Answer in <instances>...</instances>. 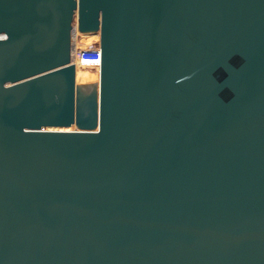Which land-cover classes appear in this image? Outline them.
Segmentation results:
<instances>
[{"label": "water", "instance_id": "95a60500", "mask_svg": "<svg viewBox=\"0 0 264 264\" xmlns=\"http://www.w3.org/2000/svg\"><path fill=\"white\" fill-rule=\"evenodd\" d=\"M0 264H264V0H0Z\"/></svg>", "mask_w": 264, "mask_h": 264}, {"label": "built area", "instance_id": "2783aa9c", "mask_svg": "<svg viewBox=\"0 0 264 264\" xmlns=\"http://www.w3.org/2000/svg\"><path fill=\"white\" fill-rule=\"evenodd\" d=\"M73 33L75 34V36L78 35L75 31ZM72 42L74 47H72L71 51V61L75 65V67L76 65L85 66L99 73L101 61L99 43L96 41L82 45L78 41Z\"/></svg>", "mask_w": 264, "mask_h": 264}, {"label": "bare ground", "instance_id": "6f19581e", "mask_svg": "<svg viewBox=\"0 0 264 264\" xmlns=\"http://www.w3.org/2000/svg\"><path fill=\"white\" fill-rule=\"evenodd\" d=\"M74 36H73V38L75 39ZM87 40H91V38L88 37ZM73 47H74V45H73ZM80 67H81L80 65H76V81H78L80 79L84 82L86 81L85 83H89L92 81L98 82L99 76H98V73L96 71L90 70L86 67H83V68H80ZM89 72H91V73H89ZM46 130H50V131H71L73 129L72 128H70V129L56 128V129H46Z\"/></svg>", "mask_w": 264, "mask_h": 264}, {"label": "rangeland", "instance_id": "374dc122", "mask_svg": "<svg viewBox=\"0 0 264 264\" xmlns=\"http://www.w3.org/2000/svg\"><path fill=\"white\" fill-rule=\"evenodd\" d=\"M75 25H76V19L74 20V27H75ZM75 32H76V30H75ZM77 34H78L77 36H74L75 34L73 33V36L75 37V39L72 37V41L73 40L74 41H78L82 45H85V44L90 43V42H96V41L98 42V36H96V35L83 36V35H81L79 33H77ZM88 37L91 38V40H87ZM83 67H85V66H81L80 68H83ZM89 73H91V72H89ZM85 82L79 79L78 81H76V84H86ZM89 83H97V82H95V81L93 82L92 81V82H89ZM72 129H74V127H72Z\"/></svg>", "mask_w": 264, "mask_h": 264}]
</instances>
